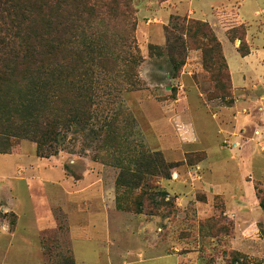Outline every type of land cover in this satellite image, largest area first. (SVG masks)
<instances>
[{
	"label": "rangeland",
	"instance_id": "1",
	"mask_svg": "<svg viewBox=\"0 0 264 264\" xmlns=\"http://www.w3.org/2000/svg\"><path fill=\"white\" fill-rule=\"evenodd\" d=\"M170 1L131 0L137 22V49L132 52L138 64L129 75L123 59L97 68L92 124L74 127L57 156L40 158L37 143L29 139L19 141L11 155L0 154V264H62L74 256L72 247L77 264H176V257L161 258L168 248L158 230L163 220L165 230L176 226L182 231L175 232L173 244L196 248L206 264H229L233 258L240 264H264V14L255 17L264 0H217L222 5L214 13L216 29L210 27L230 64L233 97L219 94L223 76L217 71L222 68L213 57L208 62L211 53L200 38L182 36L186 62L177 71L166 50L165 27L177 15L170 16ZM214 1L195 0L198 20L206 18ZM240 5L253 24L252 54L245 60L239 53L244 32H225L218 19L219 13H239ZM187 8L179 5V14ZM102 18L99 28L113 35L124 26L112 14ZM111 120L118 130L106 147L98 133ZM158 152L169 163L184 164L171 170L170 179L150 177L143 187L118 185L123 165ZM202 154L204 161L192 166L203 160ZM189 155L193 158L187 162ZM90 167V174L74 180ZM63 173L73 177L71 182ZM98 176L116 194L121 212L108 211L100 184L81 196L65 194L71 183L85 187ZM81 200L87 203L84 210L70 205ZM66 207L68 218L59 212ZM211 218H219L232 234L213 237L218 230L203 224ZM195 255L186 264H196Z\"/></svg>",
	"mask_w": 264,
	"mask_h": 264
},
{
	"label": "trees",
	"instance_id": "2",
	"mask_svg": "<svg viewBox=\"0 0 264 264\" xmlns=\"http://www.w3.org/2000/svg\"><path fill=\"white\" fill-rule=\"evenodd\" d=\"M165 1L169 0H161ZM0 5V154L11 155L19 141L29 139L37 143L38 156L49 159L60 153L63 139L75 133L74 127L86 128L92 124L97 68L116 66L123 59L129 75L138 64V56L132 52L137 49V22L133 19L132 2L0 0ZM103 13L112 14L124 23L115 35L99 28V23L105 21ZM218 19L225 32L238 29L244 32L239 53L243 57L250 55L248 27L239 13H219ZM230 22H233L232 27L225 28ZM210 25L201 20L172 16L165 27L166 50L178 71L186 62L187 42L182 36L200 38L205 50L211 53L207 56L208 62L213 57V63H219L222 68L217 71L223 76L219 94L233 97V80L223 45ZM108 40L112 41V46L107 44ZM112 120L98 133L106 147H111L118 130L116 121ZM190 157L192 155L187 162ZM202 157L203 160L191 165L203 162L205 154ZM183 164L169 163L159 152L143 153L133 165H123L117 183L128 188L143 187L150 177L170 179L171 170ZM164 195L169 193L164 192ZM149 198L154 199L153 195ZM220 219L225 224L228 221ZM218 222L219 218H211L203 224L218 230V233L213 230V237L230 236L232 229L229 233L228 225ZM182 235L188 237L191 233ZM240 261L233 258L229 264H240ZM62 264H76L74 256L64 258Z\"/></svg>",
	"mask_w": 264,
	"mask_h": 264
},
{
	"label": "crops",
	"instance_id": "3",
	"mask_svg": "<svg viewBox=\"0 0 264 264\" xmlns=\"http://www.w3.org/2000/svg\"><path fill=\"white\" fill-rule=\"evenodd\" d=\"M188 1V2H187ZM257 1H259V0H257ZM256 1V2H257ZM195 2V0H171L170 1V3L172 4V6H171V8H172V12H171V14H170V16L172 15V14H177V15H182V16H188L189 18H193V19H199L198 17H197V11L195 10V9H193V5L195 4L194 3ZM169 3V4H170ZM185 4V6H187L188 5V8H187V10H184L185 12H182V14H179V10H178V7H179V5L180 6H183ZM209 6H210V9L209 10H204L205 11V19L203 20V21H206V22H208V23H210L213 27H215L216 26V21H217V18L215 17V10H216V7L218 6V7H220L222 4H220V3H218V1L216 0V1H214V2H210L209 4H208ZM257 7H259V9L261 8V4L260 5H258ZM256 10V12H255V17H260V16H262V14H264V9L262 8V10ZM210 10H212L213 12V14L211 15V14H209V11ZM183 11V10H182ZM181 13V12H180ZM239 14H240V17H241V21L244 23V24H246L247 25V27H248V37H247V40H248V42L250 43V45H251V40H252V37H251V28L253 27V24H250L249 22H248V20H247V18H245L244 17V15H243V13H242V6L240 5V9H239ZM211 15V16H210ZM159 16V15H158ZM159 18L164 22V18H162V16H159ZM156 21H158V20H156ZM263 22V21H262ZM165 23V22H164ZM164 25V24H163ZM264 25V22L263 23H261V26H263ZM147 27H149L150 28V26L149 25H146ZM215 29H216V27H215ZM149 39H152V37H150ZM251 54H252V47H251ZM251 54L250 55H248V56H246V57H243L242 56V58H243V60H245V59H247V58H249L250 56H251ZM228 61V60H227ZM228 64H229V62H228ZM229 67H230V64H229ZM230 71H231V69H230ZM231 75H232V73H231ZM233 80V79H232ZM234 86V85H233ZM234 94H235V88H234ZM263 99V98H262ZM239 102H240V100H236V102H235V105H237V104H239ZM245 111V110H244ZM191 127H192V130H193V132H194V129H193V126L191 125ZM194 134H195V132H194ZM195 137H196V135H195ZM197 138V137H196ZM183 145H186V143H184V142H181ZM187 144H190V143H187ZM26 149H28L29 150V152H30V146H27L26 147ZM91 169V167L90 168H88V169H86V170H84L83 171V173L81 174V176L78 178V179H74L75 181H78V180H80V179H83L85 176H87L88 174H90L92 171L90 170ZM19 171H20V169H19ZM38 171H41L40 169L38 170ZM42 172V171H41ZM64 175H63V177L65 178V181L66 182H71V180H72V178L73 177H71V176H68V175H66L65 173H63ZM33 177H36V175H35V173L33 174ZM99 177V176H98ZM21 179H25V177H24V175L23 176H21ZM103 177H99L98 179H96L95 181H91L90 182V184H88L87 186H85V187H75V186H78V182L77 183H75V184H73V183H71V185H70V188H67V190L66 189H64V191H65V194L67 195V197L68 196H78V195H83L84 193H86V192H88V191H90L93 187H95L97 184L99 185H102V187H101V193H102V195L104 196V200H105V204L107 205V209H108V211L109 212H121V211H119V210H117V208H116V204H117V200H116V194L114 193V192H110V190H109V188H107V187H105V185L103 184ZM44 181H46V179H44ZM183 182V184H185V182L184 181H182ZM69 184V183H68ZM218 194H221V191L220 190H218ZM183 200V199H182ZM187 204H188V202L189 201H185ZM190 203V202H189ZM87 203H86V201H83V200H81L80 202H76V203H72V204H70L71 206H74V205H76V207L78 208V209H80V210H84V208L87 206L86 205ZM73 208V207H72ZM67 207H66V211H63L62 210V208H60V211L59 212H61V214L65 217V218H68L69 217V214L67 213ZM69 209H70V207H69ZM124 213V212H123ZM127 214V213H126ZM122 217V216H121ZM155 217H158V216H155ZM150 218H153V217H150ZM159 218H161V217H159ZM163 220V219H162ZM18 221H19V216H17V223H18ZM164 221V220H163ZM162 221V223H160V224H158V230H159V233H160V235H161V238L163 239V242L164 243H166L167 245H168V248H166V250L164 251V256H161V258H163V257H176V264H186L187 263V260H188V256L189 255H191V254H193V255H195V256H197V260L195 261L196 262V264H206L202 259H201V256H200V252H199V250L197 251V249L196 248H189L188 246H189V244H187L186 243V245H181V246H179V244H173V242L175 241V238H176V234L179 232H182L181 231V229H179L178 231H177V229H176V226L175 225H173V224H169V223H167V224H169V225H173V226H175V229H166L165 230V228H163V223H165V222H163ZM47 226H49V227H51L50 229H52L53 227H54V225L53 226H50V224L49 225H47ZM17 227V226H16ZM68 227V226H67ZM49 229V230H50ZM70 231V229H69V227H68V232ZM177 231V233H175ZM72 239V238H71ZM200 239H202V238H200ZM186 246V247H185ZM71 251H72V254L74 255V259H75V262H76V264H77V260H76V252H75V249L72 247L71 248ZM139 257L140 258H142L143 257V253L141 252L140 254H139Z\"/></svg>",
	"mask_w": 264,
	"mask_h": 264
}]
</instances>
